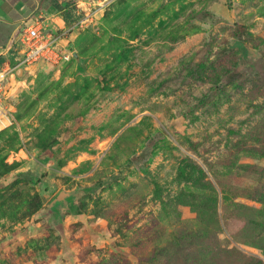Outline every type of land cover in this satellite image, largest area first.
<instances>
[{"label":"rangeland","instance_id":"374dc122","mask_svg":"<svg viewBox=\"0 0 264 264\" xmlns=\"http://www.w3.org/2000/svg\"><path fill=\"white\" fill-rule=\"evenodd\" d=\"M32 1L0 67L73 57L2 89L0 264H264V0Z\"/></svg>","mask_w":264,"mask_h":264},{"label":"built area","instance_id":"2783aa9c","mask_svg":"<svg viewBox=\"0 0 264 264\" xmlns=\"http://www.w3.org/2000/svg\"><path fill=\"white\" fill-rule=\"evenodd\" d=\"M67 34L68 31L64 27L50 28L46 21L41 19H36L26 26L12 42L14 62L5 63L0 67V98L7 79L15 76L18 68L40 61L56 65L72 58V52L66 50L63 44Z\"/></svg>","mask_w":264,"mask_h":264},{"label":"crops","instance_id":"0c3cea01","mask_svg":"<svg viewBox=\"0 0 264 264\" xmlns=\"http://www.w3.org/2000/svg\"><path fill=\"white\" fill-rule=\"evenodd\" d=\"M32 3V0H0V44L5 43L9 32L31 13Z\"/></svg>","mask_w":264,"mask_h":264},{"label":"water","instance_id":"95a60500","mask_svg":"<svg viewBox=\"0 0 264 264\" xmlns=\"http://www.w3.org/2000/svg\"><path fill=\"white\" fill-rule=\"evenodd\" d=\"M240 46H243L242 44H239ZM242 48H244V47H242ZM245 49V48H244ZM75 57L78 59V61H79V63H81L82 62V58L76 53L75 54ZM24 68L23 67H20V68H18V70H17V75L18 76H23L24 75ZM61 197H65V194L64 193H62V194H60V196H59V199H61Z\"/></svg>","mask_w":264,"mask_h":264},{"label":"trees","instance_id":"16d2710c","mask_svg":"<svg viewBox=\"0 0 264 264\" xmlns=\"http://www.w3.org/2000/svg\"><path fill=\"white\" fill-rule=\"evenodd\" d=\"M3 59V58H2ZM216 264V263H215Z\"/></svg>","mask_w":264,"mask_h":264},{"label":"bare ground","instance_id":"6f19581e","mask_svg":"<svg viewBox=\"0 0 264 264\" xmlns=\"http://www.w3.org/2000/svg\"><path fill=\"white\" fill-rule=\"evenodd\" d=\"M3 129V128H2Z\"/></svg>","mask_w":264,"mask_h":264}]
</instances>
